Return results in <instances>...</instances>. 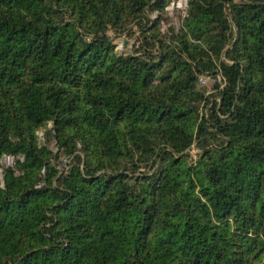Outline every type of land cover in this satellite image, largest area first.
<instances>
[{
	"label": "trees",
	"instance_id": "1",
	"mask_svg": "<svg viewBox=\"0 0 264 264\" xmlns=\"http://www.w3.org/2000/svg\"><path fill=\"white\" fill-rule=\"evenodd\" d=\"M165 5L0 0V160L23 157L0 264H264V0H189L179 33L114 52L109 31Z\"/></svg>",
	"mask_w": 264,
	"mask_h": 264
},
{
	"label": "rangeland",
	"instance_id": "2",
	"mask_svg": "<svg viewBox=\"0 0 264 264\" xmlns=\"http://www.w3.org/2000/svg\"><path fill=\"white\" fill-rule=\"evenodd\" d=\"M166 2L165 7L162 10H149L146 9L145 14L137 19L136 21H131L122 33H115L112 30L109 31V35L112 37L113 43L115 45L114 52L119 55H130L136 54V51L144 44L147 38L148 42L153 41V36H155L151 30L154 28L156 34H160L162 38L172 37L175 33H179L183 30L184 21L188 15V3L189 0H164ZM155 26V27H154ZM145 29V33L142 34L141 29ZM237 37V33H236ZM235 37V39H236ZM90 39V37H88ZM235 41V40H234ZM146 46V44H144ZM143 46V47H144ZM138 55V54H137ZM223 78L220 73L216 76H202L199 82V88L204 93L205 97L210 100L215 98L219 101L217 86L224 85ZM207 104L204 101L201 104L200 112L201 114L207 113ZM53 123L48 122L46 126L37 130L36 134L39 137V142L52 149L54 154H57L59 148L56 145V140L53 137L52 130ZM79 151L76 155H80L85 161L84 153L81 152V146L78 145ZM201 151L198 150L195 145L190 149V155L193 160H196L198 154ZM23 160L22 156H8L4 155L0 160V184L3 187L5 184V173L8 169H17L16 160ZM72 158L69 159L66 156L60 154V157L54 160V164L60 173L68 170ZM81 167H84L82 164Z\"/></svg>",
	"mask_w": 264,
	"mask_h": 264
}]
</instances>
